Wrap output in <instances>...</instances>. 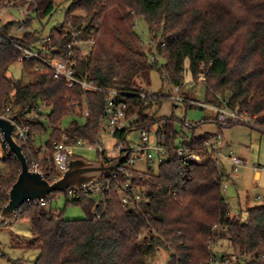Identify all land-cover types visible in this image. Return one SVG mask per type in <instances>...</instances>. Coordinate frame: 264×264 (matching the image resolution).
I'll use <instances>...</instances> for the list:
<instances>
[{"label": "trees", "instance_id": "1", "mask_svg": "<svg viewBox=\"0 0 264 264\" xmlns=\"http://www.w3.org/2000/svg\"><path fill=\"white\" fill-rule=\"evenodd\" d=\"M10 1L0 0V6ZM57 3L33 0L28 6L30 10H38L37 18L42 26L38 33L12 34L10 27L14 21L1 23L0 20V34L20 44L36 46L43 32V19L51 15ZM111 8L120 12L129 30L123 34L114 29L121 45L116 55L119 78L113 79L114 74H119L118 70L114 72L113 64L105 70L96 63L94 49L79 63L82 73L102 88L138 91L142 84L137 79L147 81L152 70L171 84H181L185 75L195 78L204 72L208 103L221 105V100H226L231 108L246 109L255 117L257 128L264 131V0H69L59 27L49 30L57 49L55 53L71 40L68 27L83 28L89 34ZM132 15L144 17L150 39L158 42L156 46L140 41ZM26 23L30 24V20ZM17 56L14 46L0 42V114L16 115V128L27 129L25 140L15 136L25 157L39 156L43 146L64 133L94 142L105 109L106 92L86 91L78 85L68 88L65 80L54 78L51 71L34 70L35 61L20 62L29 76L27 81L13 79L6 72L17 62ZM152 56L162 58L164 63L152 61ZM240 66L257 74L258 81L247 86L239 72ZM128 98L129 112L142 118L134 122L136 126L166 122L168 157L157 173L149 172V179L140 180L146 194L133 204L134 209L122 206L115 191L103 199L66 198L67 203L81 205L86 215L82 218L67 219L62 212L56 213L51 208L50 197L58 191L49 194L44 206L24 202L23 212L15 216L25 218L30 224L31 246L39 250L34 264H150L160 248L169 252L164 264H208L212 257H217L209 240L216 244L220 239H225L236 253L234 257L222 253L219 258L228 255L231 264H264V202L247 208L245 221L230 211L221 190L224 172L205 146L213 134L194 135L195 128L206 119L188 128L181 124L177 130L174 117L159 119L147 114V106L161 99L150 98L144 105L137 95ZM71 99L87 104L89 116L79 114ZM66 115H76L82 120L74 118L62 128L61 121ZM44 119L50 134L40 144L34 138L47 132ZM179 144L200 155L202 161H187L179 156L176 151ZM100 157L114 160L104 154ZM1 163L5 171L0 174V210L8 201V191L20 171L18 158L7 148ZM214 224L222 229L214 228Z\"/></svg>", "mask_w": 264, "mask_h": 264}, {"label": "built area", "instance_id": "2", "mask_svg": "<svg viewBox=\"0 0 264 264\" xmlns=\"http://www.w3.org/2000/svg\"><path fill=\"white\" fill-rule=\"evenodd\" d=\"M32 2L33 0H12L8 2L7 5L0 6V15L5 14L6 11L12 8L19 11L22 15L20 19L14 18L9 20L14 21L10 27V32L12 34L21 35L25 32L38 33L41 29V27H37L38 24H41L37 18L38 10L35 11L28 8ZM28 19L35 27L31 28L26 23ZM98 26L99 23L94 24L89 34H86L83 28L74 30L72 27H68L67 30L71 32L72 38L59 53H55L57 49L55 48L49 32H42L38 43L33 47L20 44L12 39H7L0 34V42H7L18 50L17 61H35L34 70L38 72L51 71L54 78L64 79L68 88L78 85L86 91L104 90L106 92V103L103 115L100 118L99 134L94 142H90L83 138H71L68 134L64 133L60 138L53 139L49 145L43 146L39 152V156L29 155V158H26L29 170L39 172L44 178L52 182L60 178L68 169L72 150L86 148L94 149L100 154H105L107 148H105L102 143L103 134H107L113 138L118 135L115 138L112 149H108V151L116 153L117 156L107 157H113L114 160H118L127 153L126 158L114 169L104 172L88 185L81 188H74L72 186L67 187L63 192L67 199L79 200L83 197L103 199L106 194L115 191L119 195L122 206H130L134 209L133 204L140 201L141 198L145 196L146 187L140 183V180L149 179L151 176L149 172H158L159 165L168 157L170 146L165 142V121L141 127L134 124L135 121L141 120L142 118L137 113L132 114L129 112L130 105L128 97L130 95H137L144 105L149 103L150 98H163L175 103V105H178L180 102H186L191 104L195 103L202 108L209 106L215 111V116L213 118L220 128L237 123L256 126L255 117L251 116L246 109L239 110L237 108H231L226 100H221V105L212 103L204 104L182 94V88L185 84L188 83L187 85L193 86L199 81L204 82V72H199L197 77H191L188 82H185V77H183L181 84H171L172 89L168 94L156 93L147 85H141V90L138 91H124L117 88L100 87L95 80L90 79L87 74L82 73L78 68L79 63L92 52L95 46ZM142 43H147L149 46H156L158 44V42L150 38L147 40L142 38ZM150 59L152 61L158 60L160 64L164 63L162 58H154V56H152ZM67 97H69V95H67ZM71 104L79 114H82L84 117L89 116L87 104L81 105L78 99H71ZM0 117L8 118L9 115L3 113L0 114ZM194 124H196V122L188 120L182 121V125L185 128L193 126ZM135 130L139 131L138 139H132L130 136L131 132ZM13 135L21 140H25L27 137V129L25 127L16 128L15 126ZM119 135H122V137L120 138ZM222 139L221 132L217 131L210 139L205 141V146L212 152L211 158L218 164L222 172L223 167L221 166V160L225 158L230 164L231 173L237 174L240 168L249 165V163L245 159L233 154L223 156ZM5 148L8 149L4 142L2 132L0 131V174H3L5 171V166L1 163V157L5 152ZM176 151L179 156L187 161H202L200 155L188 151L186 147L181 144L176 145ZM137 162H144L145 167L142 169L138 168L136 166ZM253 168L255 170L257 169L254 166ZM226 188L227 183L225 179L222 178L221 190L224 194ZM46 198L40 200H27L25 202L44 206L46 205ZM256 198H259V196ZM225 202L228 203L227 198H225ZM21 205L15 209L12 215L23 212ZM96 218H99L98 214H96ZM213 227L222 229L219 224H214ZM224 230H226V227ZM209 242L211 246H215L214 242L210 240ZM1 256L2 252L0 251V259ZM246 261H248V259H246ZM225 263H230V257L228 255L222 258L212 257L208 264Z\"/></svg>", "mask_w": 264, "mask_h": 264}, {"label": "rangeland", "instance_id": "3", "mask_svg": "<svg viewBox=\"0 0 264 264\" xmlns=\"http://www.w3.org/2000/svg\"><path fill=\"white\" fill-rule=\"evenodd\" d=\"M58 3L50 16L43 19L44 26L43 32L48 33L49 30L57 26L62 22L65 10L69 4V0H56ZM132 12V11H129ZM120 12L116 8H111L103 13L98 26L97 38L94 46V59L97 64L101 65L103 69L110 64L115 66L114 72L118 70V75L114 74V80H117L120 75V69L117 66L116 55L121 49V45L118 38L114 36L115 30L123 34H127L125 22L120 17ZM134 16V15H132ZM14 18H22V15L16 9L12 8L0 15L1 23H5ZM133 20L134 30L140 35V41L143 39H149L150 34L147 23L143 16H134ZM31 28L35 27L30 22L28 24ZM41 24L37 27L42 29ZM40 29V30H41ZM116 31V33H118ZM120 34V33H119ZM239 72L243 74L245 78V84L251 86L258 81V75L251 73L247 68L239 67ZM6 74L13 79H21L27 81L29 76L24 72L23 67L19 61L9 66ZM185 82L190 80L189 75H185ZM136 82L142 85L150 86L154 92H162L168 94L172 85L164 80L161 74L152 70L149 72L147 81L144 78H138ZM188 84V83H187ZM185 84L182 88V94L199 101L200 103L208 104L205 96L204 82L199 81L196 85L189 86ZM147 114L154 116L155 118L164 119L167 117H174L175 127L177 130L181 129L182 121L188 120L191 122H197L202 119H206L201 122L194 130V135H202L205 132L214 134L220 131L223 137L222 153L223 156H229L231 154L239 156L245 159L249 165L240 169L237 173L238 177L232 175L227 181L226 197L229 199L230 211L234 214L240 215L241 220L245 221L247 218V208L255 205H260L264 202V131L245 123H237L229 125L227 127L220 128L218 124L211 118L215 116V111L209 106L200 107L197 104H191L186 102H180L175 106L171 101L167 99H161L158 102L152 101L146 108ZM82 120L81 117L76 115H66L61 121L62 128L66 127L73 119ZM208 119V120H207ZM43 123L47 128V132L38 134L35 136L36 143H45L50 134V128L47 121L44 119ZM190 135L189 130H185ZM132 139L139 138V131L135 130L131 132ZM102 143L107 150L105 156H117L116 153L108 151L112 149L115 143V138L103 134ZM71 154H76L89 161H97L100 153L94 149L77 148L71 151ZM228 161L225 158L221 160V166L223 164L229 170ZM136 166L140 169L144 168V162H137ZM257 168L261 174L257 181H254L253 173L254 168ZM156 170V168H155ZM231 171V170H230ZM245 171L244 175L242 172ZM259 198H256V196ZM50 206L56 213L62 212L64 218H82L85 217V212L81 205L67 203L66 196L63 192L56 195H51ZM18 233L19 236L15 234ZM30 224L25 218H17L15 215H11L0 224V251L3 256L0 259V264H34L38 256L39 250L36 247H32L27 242V239H31ZM215 251L217 257H220L222 253H228L229 255H235V250L229 245L225 239H220L215 244ZM169 252L160 248L156 255L151 259L150 264H164L168 259ZM231 264V263H225Z\"/></svg>", "mask_w": 264, "mask_h": 264}, {"label": "water", "instance_id": "4", "mask_svg": "<svg viewBox=\"0 0 264 264\" xmlns=\"http://www.w3.org/2000/svg\"><path fill=\"white\" fill-rule=\"evenodd\" d=\"M16 115L8 118L0 117V131L10 152L19 160L20 171L16 180L8 191V201L0 210V222L11 216L15 209L27 200H40L52 192H64L67 187L81 188L96 180L104 172L114 169L127 156L106 162L102 157L97 161H89L79 155L71 156L68 169L55 181H48L39 172L28 169L26 157L21 145L16 141L13 133Z\"/></svg>", "mask_w": 264, "mask_h": 264}, {"label": "crops", "instance_id": "5", "mask_svg": "<svg viewBox=\"0 0 264 264\" xmlns=\"http://www.w3.org/2000/svg\"><path fill=\"white\" fill-rule=\"evenodd\" d=\"M175 106H177V105H175ZM216 133V132H215ZM42 142H40V144H41ZM228 163V166H229V170H227V168L225 167V165L223 164V172H224V176H223V178L225 179V181H227L232 175H234V174H232L231 173V171H230V164H229V162H227ZM241 170L242 169H244L243 167L242 168H240ZM240 171V170H239ZM244 173H245V171H243L242 172V174L244 175ZM260 174H261V172L258 170V169H256V170H254V173H253V178H254V181H257L258 179H259V177H260ZM235 177H238V175L237 174H235L234 175ZM227 189H228V186H227V188H226V192H227ZM226 192H225V195H226ZM258 196V195H257ZM256 196V197H257ZM227 198V197H226ZM228 199V198H227ZM228 204H229V199H228ZM16 236H19V234L18 233H16L15 234ZM32 241H33V237L31 238V239H27V242L29 243V245L31 246V243H32ZM2 256H3V253H2ZM1 256V257H2Z\"/></svg>", "mask_w": 264, "mask_h": 264}]
</instances>
